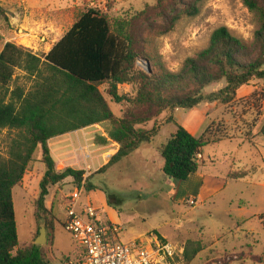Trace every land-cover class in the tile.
<instances>
[{
    "label": "rangeland",
    "instance_id": "rangeland-1",
    "mask_svg": "<svg viewBox=\"0 0 264 264\" xmlns=\"http://www.w3.org/2000/svg\"><path fill=\"white\" fill-rule=\"evenodd\" d=\"M156 5L157 0H0V53L6 43H14L37 56L47 55L90 8L106 14L117 30L121 23ZM221 27L250 42L259 20L242 0H206L197 17L182 20L174 32L156 41L157 52L166 66L177 72L186 59L208 46ZM139 64L146 67L142 60ZM16 77L20 84L31 85L22 71L17 70ZM225 86L224 81L213 83L204 94L220 92ZM100 90L114 114L122 116L126 105L117 104L108 95V85ZM119 94L134 96V91L121 85ZM201 110L207 119L198 136L210 129L216 137L228 138L204 148L200 170L188 181H170L162 172L158 150L178 125L184 127L191 116L195 120ZM171 117L175 123H170ZM256 119V127L251 128ZM263 124L264 81H253L228 105L203 102L192 110L163 113L145 126L148 131L158 129L149 143L101 172L118 148V144L103 145L97 139L106 136L104 126H95L92 134L76 131L60 136L61 145L73 150L65 162L51 153L58 172L73 168L90 178L88 183L95 189L84 193L81 201L104 211L121 226V242L154 234L184 250L183 264H264ZM186 127L192 131L188 124ZM15 138L17 132L0 131V157H8ZM44 171L38 149L23 183L13 192L20 246L36 244L39 238L41 224L35 215V201ZM71 186L68 182L53 186L46 198L47 208L53 209L58 220L54 239L47 234L41 245L49 264H62L65 258L77 256L78 245L63 226L64 198ZM192 198L196 205L187 203Z\"/></svg>",
    "mask_w": 264,
    "mask_h": 264
},
{
    "label": "trees",
    "instance_id": "trees-1",
    "mask_svg": "<svg viewBox=\"0 0 264 264\" xmlns=\"http://www.w3.org/2000/svg\"><path fill=\"white\" fill-rule=\"evenodd\" d=\"M205 1L157 0L155 7L137 13L117 30L106 14L90 8L45 56L14 43L5 44L0 53V131L17 132V138L8 157H0V264H49L43 247L20 246L13 199L37 150L42 152L45 171L35 215L39 224H46L48 238L54 239L58 223L53 209L46 206L50 188L67 182L72 188L85 179L84 171H57L49 146L52 139L104 126L106 136L97 139L120 148L101 172L149 143L158 129L148 131L145 126L163 113L192 110L203 102L228 105L240 89L253 81H264V0H242L259 20L252 41L221 27L212 34L208 46L186 59L179 71L166 66L156 41L174 32L182 20L197 17ZM17 70L24 73L29 87L17 81ZM221 81L225 88L205 96L207 87ZM103 85H108L107 93L117 104L126 105L122 116L112 111L100 90ZM121 85L131 86L134 96L120 95ZM170 123L175 119L171 117ZM261 134L264 136V124ZM227 138L216 137L210 129L197 137L178 125L158 150L162 172L175 181H188L200 170L204 148ZM89 179L84 193L95 189Z\"/></svg>",
    "mask_w": 264,
    "mask_h": 264
},
{
    "label": "built area",
    "instance_id": "built-area-1",
    "mask_svg": "<svg viewBox=\"0 0 264 264\" xmlns=\"http://www.w3.org/2000/svg\"><path fill=\"white\" fill-rule=\"evenodd\" d=\"M86 178L64 198L65 229L78 245V252L62 264H183L184 250L154 234L121 242V226L104 211L82 203ZM187 203L193 206L196 200Z\"/></svg>",
    "mask_w": 264,
    "mask_h": 264
},
{
    "label": "crops",
    "instance_id": "crops-1",
    "mask_svg": "<svg viewBox=\"0 0 264 264\" xmlns=\"http://www.w3.org/2000/svg\"><path fill=\"white\" fill-rule=\"evenodd\" d=\"M117 1H122V0H117ZM200 115L198 114V116L195 117V120H193L192 118L194 116H191L189 119H186L185 120V124L184 127L187 129V124L192 128V131H189L191 134L195 135V136H198L199 134V130L201 129V127L203 126V124L205 123V120L207 119V116L204 112V110H201L200 111ZM206 117V118H205ZM95 126L93 127H89V128H86V129H83L79 132H83L85 133L86 131H89L87 134H92L96 131H92L94 129ZM195 130V131H193ZM77 132V133H79ZM62 137V136H61ZM60 137H57L55 139H52V142H49V146H50V149H51V152L56 155V156H59L58 158L60 159L61 162H65L67 159H69L71 157V153L73 150H69L67 149L68 147H66L65 145H61V142H60V139H58ZM57 141V142H56ZM114 145H117L116 143H114ZM53 146V147H52ZM118 148L115 150V154L119 151V145H117ZM114 154V155H115ZM113 155V156H114ZM110 160V159H109ZM106 161L104 163V165H106L108 162ZM163 164V163H162ZM104 165H101L100 167H103ZM163 166V165H162ZM162 168V167H161ZM168 179L170 181H172L173 179L172 178H169ZM175 181V180H174Z\"/></svg>",
    "mask_w": 264,
    "mask_h": 264
},
{
    "label": "water",
    "instance_id": "water-1",
    "mask_svg": "<svg viewBox=\"0 0 264 264\" xmlns=\"http://www.w3.org/2000/svg\"><path fill=\"white\" fill-rule=\"evenodd\" d=\"M147 72H150L149 68H146ZM170 178V177H169ZM47 239V230H46V224H42L40 228V236L36 240V245L41 246L44 245Z\"/></svg>",
    "mask_w": 264,
    "mask_h": 264
}]
</instances>
